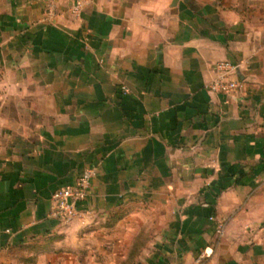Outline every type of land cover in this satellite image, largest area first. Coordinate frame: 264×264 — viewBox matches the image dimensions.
<instances>
[{
	"label": "crops",
	"instance_id": "1",
	"mask_svg": "<svg viewBox=\"0 0 264 264\" xmlns=\"http://www.w3.org/2000/svg\"><path fill=\"white\" fill-rule=\"evenodd\" d=\"M49 1L0 0V258L264 264V0H60L52 24Z\"/></svg>",
	"mask_w": 264,
	"mask_h": 264
},
{
	"label": "built area",
	"instance_id": "2",
	"mask_svg": "<svg viewBox=\"0 0 264 264\" xmlns=\"http://www.w3.org/2000/svg\"><path fill=\"white\" fill-rule=\"evenodd\" d=\"M60 0H50L44 12L43 21L49 24L55 22L59 15ZM68 5V13L79 16L85 3L88 0H62ZM240 69V65L230 61L218 62L215 65L216 79L208 89L215 93L231 94L242 88V83L234 80V75ZM96 171L93 169L84 172L83 176L75 185L65 186L56 190L51 196L50 217L59 221L61 224L69 225L74 220L81 218V206L89 195L91 180L95 177ZM224 227L220 225L218 233L222 236Z\"/></svg>",
	"mask_w": 264,
	"mask_h": 264
},
{
	"label": "rangeland",
	"instance_id": "3",
	"mask_svg": "<svg viewBox=\"0 0 264 264\" xmlns=\"http://www.w3.org/2000/svg\"><path fill=\"white\" fill-rule=\"evenodd\" d=\"M12 256H13V258L18 259L17 261H20V252L19 251L14 252L12 254ZM0 264H8V254H6L4 258H0Z\"/></svg>",
	"mask_w": 264,
	"mask_h": 264
},
{
	"label": "trees",
	"instance_id": "4",
	"mask_svg": "<svg viewBox=\"0 0 264 264\" xmlns=\"http://www.w3.org/2000/svg\"><path fill=\"white\" fill-rule=\"evenodd\" d=\"M223 190H224V188H223V187H222V188L220 187V188L218 189V192L221 193Z\"/></svg>",
	"mask_w": 264,
	"mask_h": 264
}]
</instances>
